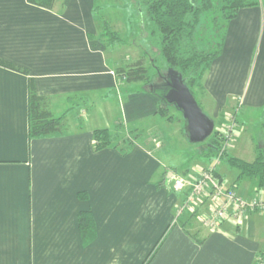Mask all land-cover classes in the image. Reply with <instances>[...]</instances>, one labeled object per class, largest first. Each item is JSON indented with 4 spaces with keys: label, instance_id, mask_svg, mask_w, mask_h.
<instances>
[{
    "label": "crops",
    "instance_id": "obj_1",
    "mask_svg": "<svg viewBox=\"0 0 264 264\" xmlns=\"http://www.w3.org/2000/svg\"><path fill=\"white\" fill-rule=\"evenodd\" d=\"M98 1L55 0L46 9L0 0V60L23 71L0 66V264H143L163 234L148 264H254L264 216L210 229L199 212H180L183 195L168 180L161 185L163 172L195 173L210 162L188 163L170 146L157 156L140 142L125 155L94 149L93 131L110 130L115 117L137 134L158 119L155 96L118 83L100 39ZM237 1L246 5L228 23L197 94L203 113L221 126L235 108L244 124L264 119V0ZM29 81L51 117L65 116L63 132L28 138ZM245 141L234 150L252 162ZM216 172L240 196L264 195ZM81 212L94 223L87 244Z\"/></svg>",
    "mask_w": 264,
    "mask_h": 264
},
{
    "label": "trees",
    "instance_id": "obj_2",
    "mask_svg": "<svg viewBox=\"0 0 264 264\" xmlns=\"http://www.w3.org/2000/svg\"><path fill=\"white\" fill-rule=\"evenodd\" d=\"M27 1L46 9H52L55 2V0ZM135 1L143 10V30L146 34L145 40L150 47V52H152V58H150L148 67H145L139 59L136 64L129 66L127 70H123L120 73L114 71L117 81L119 82L122 78H125V80L127 79L126 83L131 85L133 90L144 91L155 96L157 99L156 116L165 118L169 116L170 110L175 109L162 99V89L155 92L151 90L150 86L155 81L161 83L162 78L168 77V70H172L181 76L184 85L201 109L194 88H201V82L210 65L222 52L228 23L235 17L237 10L246 4L237 0H226L227 6L224 8L229 12L222 15V24L214 22L213 31L215 32H211L212 29L209 31V29L207 30L204 29L205 27L200 26L202 15L211 7L209 0ZM104 25L106 26L107 24ZM104 30L107 29L105 28ZM208 31L210 34H221L219 41L217 42L210 38L202 45L200 43L202 37H199L201 35L204 36L206 33L210 36ZM0 66L23 72L18 67L1 60ZM64 118V115L58 118L50 116V112L45 109V100L35 95L33 86L29 81L28 138L48 137L63 132ZM184 125H186L185 122ZM117 128L119 129V127ZM124 128L121 124L120 129L124 130ZM134 134H137V130L131 128H129L128 136L120 135L109 129H96L93 131L94 149L112 148L120 155H125L137 143L132 141V138L135 137ZM216 135L215 133L210 146L212 155L223 159L230 168L237 170V180H242L243 178L252 179L256 189L264 191V147L256 146L254 161L247 163L223 153L218 143L219 136L217 138ZM211 136L213 137V135ZM167 180L169 181V175L163 172L161 185L162 183L165 184ZM158 185L161 186L160 184ZM79 198L85 199V196L80 194ZM78 224L83 242L87 244L95 235L91 214L89 212H81L78 216ZM164 238L165 234H163V237L143 264H148Z\"/></svg>",
    "mask_w": 264,
    "mask_h": 264
},
{
    "label": "rangeland",
    "instance_id": "obj_3",
    "mask_svg": "<svg viewBox=\"0 0 264 264\" xmlns=\"http://www.w3.org/2000/svg\"><path fill=\"white\" fill-rule=\"evenodd\" d=\"M209 1L211 7L202 15L200 26L205 27L204 29H209V31L212 29L211 32H215L213 31L214 22H219L222 24V15H224V13H228L229 11L224 8L227 6L226 0ZM98 4V6H100L98 13L99 34H101V40L107 48L108 59L111 62L114 71L120 73L123 70H127L129 66L136 64L139 59L143 62L145 67H148L150 58H152V52H150V47L145 40L146 34L143 30V10L140 8L139 4L135 0H99ZM101 18H104L107 21L108 24L106 26H103V23L99 22V19ZM105 28L107 30H104ZM206 34L199 37H202L200 41L202 45L210 38H213L214 41L218 42L219 36H221L219 33H209L210 36ZM126 80L125 78H122L118 83L122 84V86L126 85L125 87H131V85L126 83ZM194 89L197 95L199 89ZM113 98H115V96H112V100ZM111 107L114 112V102L111 103ZM232 118L236 125L234 130H232L230 133V138L224 139V141L222 139L218 140L219 146H222L223 144L225 148L223 153L235 159L244 161V159H241V157L236 154L237 150L239 151V149H236V151L234 150L236 146L238 147L241 145V140L244 138L248 145H250L249 143H252L253 151L256 156V146H263L262 136L264 133V119H259L256 117L253 119V121H251L252 124H244L245 122H242L238 116V108L233 110ZM113 122L114 123L110 129L112 132H117L120 135L123 134V136H128L129 128L125 127L124 130H121V121H119L117 117H115ZM224 122L221 126V121L217 120L214 123V130L212 133L213 137L210 136L205 142L195 145L189 143L185 137L186 125H184L181 114L172 109L169 111V116L165 118H158L155 122L146 124L144 131H142L140 134H134L135 137L132 138V141L140 142L157 156L160 155V152L163 148L170 146L172 148L175 147L178 149V155L182 160H186L188 163L206 160L207 162H210L209 165H211L213 162H216V159H220L219 157L216 158V156L212 155L211 153L212 149H210V146L212 145V138L215 137V133L217 134L216 137L218 138V136L223 133L220 131L222 128L226 133V129L228 126H230L232 120L228 118V120ZM71 126L72 124L69 123L67 127L70 128ZM117 127H119V129ZM215 169L216 171L225 175V180L227 183H236L238 186H241L243 183L255 185L252 179L243 178L242 180H237L238 171L230 168L223 159H220L216 163ZM174 171L175 172L169 174V184L172 182L173 174L175 175L180 173L176 170ZM251 214H259L264 216V213L262 212ZM192 230L200 232L197 225H195ZM201 236H203V234H201ZM254 264H264V241L254 261Z\"/></svg>",
    "mask_w": 264,
    "mask_h": 264
},
{
    "label": "built area",
    "instance_id": "obj_4",
    "mask_svg": "<svg viewBox=\"0 0 264 264\" xmlns=\"http://www.w3.org/2000/svg\"><path fill=\"white\" fill-rule=\"evenodd\" d=\"M228 118L232 122L227 127V132L225 133L222 128L220 131L223 133L218 134L219 139L223 141L230 138V133L236 125L232 115L227 117L226 120ZM224 150L222 144L221 151ZM219 160L216 159L215 163L213 162L195 173L173 174L170 183L173 192L183 195L180 212L184 210L194 214L199 212L198 221L210 229L218 228L220 224L228 219L237 222L245 219L251 213H264V195L257 194L248 198L240 196L233 188L226 187L218 179L215 165Z\"/></svg>",
    "mask_w": 264,
    "mask_h": 264
},
{
    "label": "water",
    "instance_id": "obj_5",
    "mask_svg": "<svg viewBox=\"0 0 264 264\" xmlns=\"http://www.w3.org/2000/svg\"><path fill=\"white\" fill-rule=\"evenodd\" d=\"M161 81H155L150 86L151 90L157 92L162 89V99L181 114L186 124L185 137L188 142L195 145L205 142L213 133L214 121L198 107L179 74L168 70V77Z\"/></svg>",
    "mask_w": 264,
    "mask_h": 264
}]
</instances>
